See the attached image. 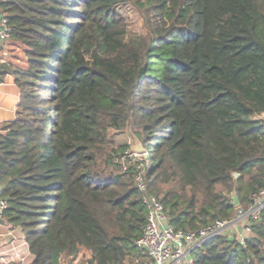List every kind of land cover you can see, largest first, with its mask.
Returning <instances> with one entry per match:
<instances>
[{
	"label": "trees",
	"instance_id": "trees-1",
	"mask_svg": "<svg viewBox=\"0 0 264 264\" xmlns=\"http://www.w3.org/2000/svg\"><path fill=\"white\" fill-rule=\"evenodd\" d=\"M129 1L0 0V83L20 90L0 129V196L30 264H136L139 164L183 231L233 219L232 195L243 208L264 188V0H136L145 35L116 10ZM126 129L140 163L110 138ZM251 225L244 247L218 235L193 264H264V210Z\"/></svg>",
	"mask_w": 264,
	"mask_h": 264
},
{
	"label": "built area",
	"instance_id": "built-area-1",
	"mask_svg": "<svg viewBox=\"0 0 264 264\" xmlns=\"http://www.w3.org/2000/svg\"><path fill=\"white\" fill-rule=\"evenodd\" d=\"M120 7H117L118 11ZM119 12V11H118ZM12 29L8 20L0 15V47H3L11 39ZM4 54H0V64ZM1 129V127H0ZM1 133V131H0ZM137 154L130 151L129 158ZM130 163H122L125 171ZM135 164V163H134ZM143 165L137 166L134 175V184L141 195V202L146 209V220L141 236L136 240L135 246L138 251L136 264H193L190 252L202 243L218 235H224L227 229H233V235L227 236L234 239L241 246H245L246 240L252 236V222L259 217L264 210V188L251 196V202L243 208H239L235 217L231 220H219L203 228L194 231L175 229L168 220L162 202L147 191L146 173ZM237 179L238 175L233 174ZM1 195V188H0ZM8 209V201L0 196V221L5 219ZM0 264H30L32 256L21 228L0 223ZM226 236V235H225ZM59 264H68L60 258Z\"/></svg>",
	"mask_w": 264,
	"mask_h": 264
},
{
	"label": "rangeland",
	"instance_id": "rangeland-1",
	"mask_svg": "<svg viewBox=\"0 0 264 264\" xmlns=\"http://www.w3.org/2000/svg\"><path fill=\"white\" fill-rule=\"evenodd\" d=\"M135 1L136 0H130L129 2H127V4L121 6L118 11L121 13L122 17L125 20L126 31L129 35H145V33L147 32V24L144 18V16H146V9L144 7H139L138 5H136ZM110 138L115 145L129 144L131 148H134V138L129 129L123 130L119 133L110 132ZM133 158L135 159V162L138 161L140 163V161L144 157L142 156V154H137L136 156H133ZM101 166L102 165L99 163L98 167ZM101 168L105 170L104 166H102ZM106 169L108 171H111L113 168L108 167ZM170 187L171 185L164 186L163 190L169 189ZM234 208L237 212L239 206H236ZM3 231H5V229Z\"/></svg>",
	"mask_w": 264,
	"mask_h": 264
},
{
	"label": "crops",
	"instance_id": "crops-1",
	"mask_svg": "<svg viewBox=\"0 0 264 264\" xmlns=\"http://www.w3.org/2000/svg\"><path fill=\"white\" fill-rule=\"evenodd\" d=\"M20 100V90L15 85L14 78L11 75H6L0 83V127L9 121L16 118V110ZM6 229L0 228V232ZM233 229L224 231V235L232 236ZM4 249L0 247V251ZM171 264V263H170Z\"/></svg>",
	"mask_w": 264,
	"mask_h": 264
},
{
	"label": "water",
	"instance_id": "water-1",
	"mask_svg": "<svg viewBox=\"0 0 264 264\" xmlns=\"http://www.w3.org/2000/svg\"><path fill=\"white\" fill-rule=\"evenodd\" d=\"M131 152L135 153V154H144L145 153L144 148L142 147V144L135 138H134V148H131ZM232 205H233V207H236L239 205L236 195H234L232 198ZM0 223L6 224V220L2 219L0 221Z\"/></svg>",
	"mask_w": 264,
	"mask_h": 264
}]
</instances>
